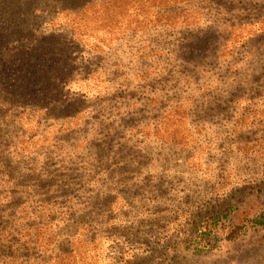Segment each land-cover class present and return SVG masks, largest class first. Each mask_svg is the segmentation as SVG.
<instances>
[{
    "label": "rangeland",
    "instance_id": "374dc122",
    "mask_svg": "<svg viewBox=\"0 0 264 264\" xmlns=\"http://www.w3.org/2000/svg\"><path fill=\"white\" fill-rule=\"evenodd\" d=\"M36 1L0 0V83L43 107L0 108V264H264V0Z\"/></svg>",
    "mask_w": 264,
    "mask_h": 264
},
{
    "label": "trees",
    "instance_id": "16d2710c",
    "mask_svg": "<svg viewBox=\"0 0 264 264\" xmlns=\"http://www.w3.org/2000/svg\"><path fill=\"white\" fill-rule=\"evenodd\" d=\"M119 0H38L36 4H46L48 9H46L45 13L49 14L50 10H53L55 14L66 12V13H77L83 11L89 6L95 4H103V3H113ZM65 3V4H64ZM34 15H38V10L34 9L31 11ZM45 14V15H46ZM36 16L33 17L35 20ZM49 20V19H48ZM3 66V65H2ZM44 73V75H43ZM32 86L28 92H32L33 94L39 93V86L44 85L45 87H49L46 81V73L42 72L41 74L34 77V82H31ZM34 85V90L32 89ZM14 88L3 86L0 83V108H10L15 111H23L24 106H20L22 104L15 102L16 96H14ZM28 94V93H27ZM33 109L34 111H43V107H26V109ZM230 215V204L229 202H225L222 205H218L215 207L207 208L205 215L200 220L199 224L193 225L190 230V234L188 235L187 244L189 249L194 254H204L209 251H212L217 248L219 237H217L218 230L224 221L227 220ZM196 220V219H195ZM194 220V222H195ZM264 223V221H263ZM261 224V223H260ZM239 229L231 227V230L226 233L225 239L229 242H234L239 238Z\"/></svg>",
    "mask_w": 264,
    "mask_h": 264
}]
</instances>
